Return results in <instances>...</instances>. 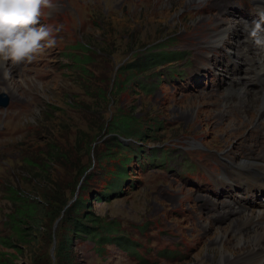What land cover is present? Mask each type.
I'll use <instances>...</instances> for the list:
<instances>
[{"label":"rangeland","instance_id":"rangeland-1","mask_svg":"<svg viewBox=\"0 0 264 264\" xmlns=\"http://www.w3.org/2000/svg\"><path fill=\"white\" fill-rule=\"evenodd\" d=\"M186 1L188 4H185ZM230 1L237 0H199L195 3L190 0H53L55 7L45 9V17L52 18L56 13L67 10L70 12L69 19L57 32L56 50L50 49L55 53L53 64L49 65L48 54L52 57L50 50H45L31 63L10 67L9 80L14 88L0 74V96L9 101L6 109L0 107V128L32 127L37 131L33 133L31 130L0 140V191L4 185L22 187L27 181L32 188L42 189L46 183L43 178L38 177L45 174L37 167H45V163L41 162L45 160L43 154L52 147L62 148L61 161L48 164L49 171L54 170L49 179L59 187L60 184H74L69 202L81 196L86 201L84 211L90 210L99 215L103 222L112 221L121 232L129 233L135 225L147 223L146 229L140 230V237L143 238L135 237L144 246L141 253L149 262L223 264L221 258L229 255H232L235 262H239V250L233 246L234 239L229 232L236 221L239 222V216L221 226H213L206 220L197 223L192 214L177 220L173 215L175 208L188 206L192 209L187 200L201 197L194 193L191 197L184 198V189L178 182L172 177L167 180L159 170L143 176L135 168L130 177L133 184L136 182V187L123 185L118 187L123 188L121 194H113L115 189L110 188V183L116 186L118 180L114 172L122 167L121 163L126 157L132 156L127 144L119 152L112 147L109 135L105 134L96 144L93 143V151L88 155H85L84 149L92 130L101 124V117L109 118L110 115L123 111L133 112L140 119V131H143L141 136L123 138L126 142L144 136V143L168 144L177 147V151L182 153L188 151L198 152L200 155L209 154L213 146H222L224 149L232 146L239 138H249V129L261 131L255 128V125H264L260 122L261 119L253 121L258 114L246 115L239 121L231 117L227 109L228 105L232 106L234 103L228 95L212 98L206 92L202 93L209 88L216 93L235 91L238 83L231 78L243 73L245 63L235 66L229 63L225 55L224 59L217 57L218 75L209 79L205 76L207 70L203 67L201 58L196 54L199 50H205L201 46L202 42L211 41L216 48H221L230 45L231 38H238V33L242 37L246 34L245 30L239 32V23L233 19L237 15L229 5ZM230 11L233 12V17ZM239 18L243 20V17ZM61 20V16L54 19L51 28ZM41 24L40 21L36 26ZM222 31H226L225 40L215 44L217 35L220 36ZM62 40H66L69 47L73 45V52L79 51L78 44L85 48L90 57L88 74L95 79L98 88H83L76 83L77 75L70 73V68L61 60L64 58L58 56ZM138 45H143L140 47L143 54L163 47L186 49L190 58L186 74L182 79L172 81V92L158 86L148 95L138 91L139 76L131 81L121 97L112 101L109 99V103L102 105L98 97L104 96V93L96 90L103 88L107 77H110L108 82H112L111 76L114 77L126 61L140 64L144 60L132 58L134 49L130 48ZM244 58L236 60L242 61ZM210 63H213L212 56ZM39 67L43 68L37 70ZM159 70V66L153 67L145 74ZM196 73L199 78L195 77ZM175 89H178V94L174 97L172 93ZM183 93L188 95L183 97ZM224 99L227 100L226 105H223ZM19 103L27 108L19 109ZM105 153H109L106 158L103 157ZM247 160L249 158H245L244 162ZM128 164L129 167L135 166L132 161ZM85 167L88 168L85 174L76 178ZM106 192H110V195L104 199L103 194ZM39 194L37 192L33 196L39 199ZM0 209V232L4 233L1 221L5 219L3 213L9 211V205L1 203ZM55 226L56 223L52 231ZM105 235L103 233L102 237ZM224 235L226 241L230 242L225 247L207 245ZM184 241L190 247L183 258L176 257V261L157 257L161 248L174 249L179 242L180 250L185 246ZM52 247L54 248L53 244L49 253L53 257ZM71 247L75 264H143L132 261L113 243L98 246L93 239L72 237ZM148 249H152V255L146 253ZM44 255L45 253L42 257L37 250L34 256H19L15 263L44 264Z\"/></svg>","mask_w":264,"mask_h":264},{"label":"trees","instance_id":"trees-1","mask_svg":"<svg viewBox=\"0 0 264 264\" xmlns=\"http://www.w3.org/2000/svg\"><path fill=\"white\" fill-rule=\"evenodd\" d=\"M72 46L71 44L69 47L67 44L66 47L61 48L63 51L61 56L65 58L63 64L70 68V73L77 75V84L83 88L86 86L88 89L98 88L95 79H92L93 77L88 74L90 57L86 54L85 48L78 44L80 46L79 51L73 52ZM142 46L130 48V50L134 49L132 58L144 59L140 62L141 65L130 64L126 61L119 67L114 77L111 76L112 82H108L110 77H107L103 88L96 90L101 91V94L104 93V96H99L97 93L102 105L109 103V99L112 101L114 98L121 97L129 88L131 81L139 78V76L141 77L137 81V87L138 91L143 94H150L158 86L165 88L162 81L164 75L162 70L169 71L173 75V65L182 57V52L173 50L171 47H163L155 52L143 54L140 48ZM158 66L159 71H153L149 75L145 74L147 70ZM140 126V119L135 117L133 112L123 111L112 114L109 118L101 117V124L92 130L87 142L85 141V155H88L91 150L93 151V143L96 144L105 134L109 135L108 140L113 144L112 147L117 148L119 152L127 144L132 156L126 157L121 163L122 167L114 172L115 178L118 180L116 181L117 187L110 183V188L115 189L113 194L122 193L123 188L118 187L133 184L130 174L135 172V166L129 167L128 162L132 161V164L135 162L134 152H141L138 142L145 141V138L142 136L141 138L130 139L128 143L123 142L121 138L141 136L143 131H140ZM31 130L33 133L37 132L32 127H26L17 136ZM61 150L62 148L52 147L48 151L45 150L43 154L45 160L41 162L45 163V167H37L45 174L38 177V179L41 177L45 180L46 184L42 189L32 188L27 181L22 187L12 185L5 187L6 185H4L3 190L0 191V198H2L0 204L7 203L9 205V211L3 213L5 219L1 221L4 233L0 232V264H16L15 260L19 256H34L37 250L42 257L45 253L44 264H75L74 251L71 247L72 237L93 239L98 246L113 243L119 249L138 257V249L142 243L135 236L143 238L140 237V230L146 229L147 223L135 225L129 233L121 232L120 228L112 221L103 222L99 215L93 214L90 210L84 211L86 201L81 196L70 203L74 184L73 186L60 184L59 187L49 179L54 170L49 171L50 166L48 164L61 161L63 158ZM108 154L105 153L103 157H108ZM82 158L84 155L81 156V161ZM87 169L85 167L79 171L76 178H81ZM35 191L40 192L39 199L33 196L37 193ZM109 195L110 192H106L103 194V198L107 199ZM100 197L102 198V196ZM55 223V229L52 231ZM103 233L106 234L105 237H102ZM51 244L54 246L53 257L49 253ZM162 252L165 250H162L161 254Z\"/></svg>","mask_w":264,"mask_h":264},{"label":"clouds","instance_id":"clouds-1","mask_svg":"<svg viewBox=\"0 0 264 264\" xmlns=\"http://www.w3.org/2000/svg\"><path fill=\"white\" fill-rule=\"evenodd\" d=\"M54 7L53 0H0V74L5 79L11 76L10 67L31 63L45 49L56 45L50 26H36L44 10ZM257 16L247 36L254 46L264 48V14Z\"/></svg>","mask_w":264,"mask_h":264},{"label":"bare ground","instance_id":"bare-ground-1","mask_svg":"<svg viewBox=\"0 0 264 264\" xmlns=\"http://www.w3.org/2000/svg\"><path fill=\"white\" fill-rule=\"evenodd\" d=\"M190 1L195 3L199 0H190ZM185 4H188V1H186ZM217 36L218 38L215 44L216 43L220 44L226 38V31L223 32L220 36L219 35ZM246 45H247L246 49L249 51L250 54L247 53V50L244 51L243 49L240 50L241 51L240 53L247 58L248 62L251 63L250 73L246 74L247 80L251 81L253 77L257 74L264 75V48H258L254 46L252 41H248ZM8 84L10 85L11 88H14V85L10 82V80ZM240 94L241 97L243 98V101H245L248 105L250 104L256 110L255 114H258L255 115L256 117L255 120L253 121H256V119L257 120L261 119L260 122L264 123L263 120L264 118H262L259 114V109L264 104V91L263 94L260 96H253L252 90L246 84H242ZM226 101L227 100L224 101L223 105L227 104ZM237 103L241 104L242 102L238 100ZM232 106H234V103ZM257 214L263 216V212L251 211V212L243 213L241 216H239V223H240L239 227L237 228L236 226H234L229 231L232 236V239H234V242L232 243L233 246H236L237 250H239L238 252L240 258L239 262H235L234 258H232V255H229L227 257L223 256L221 258V263L261 264L262 260L264 259V223L263 226L261 227L259 225L254 224L252 222V218L249 219V216L256 217ZM250 229H252V231ZM226 239H227L226 235H224L222 237H218L217 239L211 241L207 245L208 246L216 245L219 248H223L226 246L225 244L228 243ZM228 244H230V242Z\"/></svg>","mask_w":264,"mask_h":264},{"label":"water","instance_id":"water-1","mask_svg":"<svg viewBox=\"0 0 264 264\" xmlns=\"http://www.w3.org/2000/svg\"><path fill=\"white\" fill-rule=\"evenodd\" d=\"M7 103H8L7 99H6V98H3L2 96H0V104L3 105V106H6ZM121 140H122L123 142L125 141V139H123V138H121ZM51 250H53V247H52Z\"/></svg>","mask_w":264,"mask_h":264}]
</instances>
